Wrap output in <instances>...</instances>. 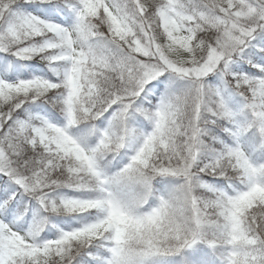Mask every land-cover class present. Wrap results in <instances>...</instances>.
Masks as SVG:
<instances>
[{
    "label": "snow or ice",
    "instance_id": "6c2138e0",
    "mask_svg": "<svg viewBox=\"0 0 264 264\" xmlns=\"http://www.w3.org/2000/svg\"><path fill=\"white\" fill-rule=\"evenodd\" d=\"M0 264H264V0H0Z\"/></svg>",
    "mask_w": 264,
    "mask_h": 264
}]
</instances>
